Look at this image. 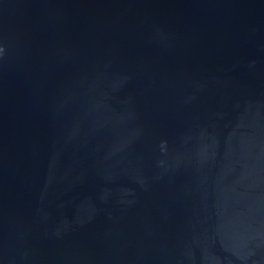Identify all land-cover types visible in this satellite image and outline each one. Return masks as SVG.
<instances>
[{"label": "water", "instance_id": "obj_1", "mask_svg": "<svg viewBox=\"0 0 264 264\" xmlns=\"http://www.w3.org/2000/svg\"><path fill=\"white\" fill-rule=\"evenodd\" d=\"M0 264H264V0H0Z\"/></svg>", "mask_w": 264, "mask_h": 264}]
</instances>
